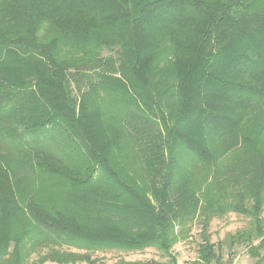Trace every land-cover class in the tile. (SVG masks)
Listing matches in <instances>:
<instances>
[{
    "label": "trees",
    "instance_id": "obj_1",
    "mask_svg": "<svg viewBox=\"0 0 264 264\" xmlns=\"http://www.w3.org/2000/svg\"><path fill=\"white\" fill-rule=\"evenodd\" d=\"M263 210L264 0H0V264H264Z\"/></svg>",
    "mask_w": 264,
    "mask_h": 264
},
{
    "label": "rangeland",
    "instance_id": "obj_2",
    "mask_svg": "<svg viewBox=\"0 0 264 264\" xmlns=\"http://www.w3.org/2000/svg\"><path fill=\"white\" fill-rule=\"evenodd\" d=\"M264 216V210H263ZM247 218L235 213H229L223 218H214L209 227L211 239L214 242L223 240L229 234L237 230L244 229L247 226ZM199 226L197 223L192 225V237L187 240L178 241L173 245L171 252L175 255L177 264H191L196 258L195 241L198 240ZM72 251H80L74 248H68ZM229 253V250H231ZM94 258L103 261L106 264H114L119 260L139 261L147 260H167V257L154 248H147L143 251H122V250H104L96 251L92 254ZM254 259L248 254L244 245H236L228 248L226 245L223 249V264H253ZM45 264H58L55 262H46Z\"/></svg>",
    "mask_w": 264,
    "mask_h": 264
}]
</instances>
